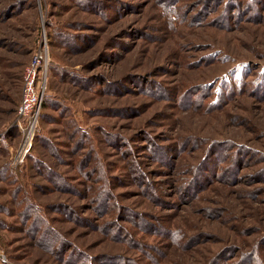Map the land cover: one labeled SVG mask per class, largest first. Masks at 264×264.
Wrapping results in <instances>:
<instances>
[{
	"label": "rangeland",
	"instance_id": "obj_1",
	"mask_svg": "<svg viewBox=\"0 0 264 264\" xmlns=\"http://www.w3.org/2000/svg\"><path fill=\"white\" fill-rule=\"evenodd\" d=\"M41 48L53 101L27 136L17 109ZM232 167V182L211 172ZM249 257L264 264V0H0V264Z\"/></svg>",
	"mask_w": 264,
	"mask_h": 264
},
{
	"label": "trees",
	"instance_id": "obj_2",
	"mask_svg": "<svg viewBox=\"0 0 264 264\" xmlns=\"http://www.w3.org/2000/svg\"><path fill=\"white\" fill-rule=\"evenodd\" d=\"M70 39H72L71 37H68V38H59V42L61 43H64V45L66 46V47H68L69 48V46L71 47H73V43L71 42V40ZM70 43V44H69ZM59 73V72H58ZM56 76H58V74H56ZM47 91H48V88H47ZM47 94H48V92L46 93V95H45V98H46V96H47ZM220 95H222V94H220ZM220 95H219V98H220ZM218 98V99H219ZM51 98L49 99L48 98V100H45L44 99V102H43V106H42V108L44 107V108H50V106H51ZM53 101V100H52ZM85 136V135H84ZM86 137V136H85ZM43 140V139H42ZM43 142H45V145H48V144H50L49 143V141L48 140H46L45 138H44V141ZM157 153H159L160 155H164V154H167V155H169L168 154V152H165V151H161L159 148H158V151H157ZM243 154H246L245 153V151H244V153ZM32 162V166H33V168L34 169H36V167H38L37 165H38V163H39V161L38 160H32L31 161ZM136 165L134 166V172H135V175H136V180L139 182V183H142V185H146V186H148V184H147V181H146V179H145V177L142 175V172H141V170L139 169L140 168V166L137 164V163H135ZM39 169H41V168H38V170ZM207 169V171H208V168H206ZM203 172H204V170H202ZM202 172V173H203ZM212 172V174H213V177L214 178H219L220 176H222V180L223 181H229V182H232V180L233 181H235V179L237 178L236 176L238 175L237 174V172H235L234 171V167H232V169L230 170V169H227L226 171H224V175H222L221 174V172H216V170L214 169V171H211ZM235 172V173H234ZM228 174H230V176H228ZM202 174H198V176H201ZM227 176H228V178L230 177L231 179L230 180H228L227 179ZM232 176V177H231ZM13 174L11 173L9 176H7L5 179H6V181L7 180H13ZM204 177V176H203ZM202 177V178H203ZM225 179H227V180H225ZM237 180V179H236ZM199 182H200V180L198 179V180H194V181H192V182H190V183H188V185L185 187V189H184V192H186L187 194H191V193H194V191L195 190H197V187H198V185H199ZM64 187L66 188V189H71V186H69L68 184H66V185H64ZM110 191L108 190V189H106V190H104V191H102L101 192V194H100V197L98 196V198L96 199V200H98V204L100 205V207H104V208H106V207H108V201H111V199H112V197L113 196H111L110 195ZM192 195H194V194H192ZM27 196H26V193H25V191H23V196L20 198V201H17V203L16 204H18L19 205V207H21L20 209L22 210L21 212H22V215H23V217L24 218H26V219H30L31 221H33V222H35V226L32 228L33 229V232H35L36 231V229H38L37 228V225H39V224H41V223H44L45 224V222L43 221V220H41L38 216H36V212L34 211V210H32L33 208L34 209H36V207L34 206V205H32L31 203H29L28 204V200H27V198H26ZM32 212H34V213H32ZM71 213V212H70ZM71 216H73L72 214H71ZM126 217H129V216H126ZM76 220H77V218H75ZM137 223H139V225H140V227H142V228H144V229H147V228H150L149 226H150V224L149 223H147L145 220H142V219H137ZM118 234H117V237L120 239V237H121V235H123L124 233H123V231H119V232H117ZM50 234L52 235V236H54V234L51 232V231H49V230H45L43 233H42V239L44 240V242H45V244H47V242H48V239H47V237H49L50 236ZM43 244V243H42ZM71 256H74V258L75 257H77L76 256V254L75 253H73V254H71ZM82 257H83V259L85 260V261H87L88 260V258L87 257H85V256H83L82 255ZM256 258V262L254 261V259L253 258ZM74 258H73V260H74ZM253 258L251 259V257H249L248 258V260H246V262H247V264H249V262L250 263H257V259H259V258H261V254H259L258 253V256H253ZM80 259H81V256H79V260L78 261H80ZM72 260V258H71V262H70V264H74L75 262ZM245 260H243L242 262H244ZM242 262H239V263H236V264H245V263H242ZM263 262V261H262ZM220 263V261H218V264ZM83 264H86V263H83ZM110 264H112V263H110ZM128 264H136V263H128ZM222 264V263H221Z\"/></svg>",
	"mask_w": 264,
	"mask_h": 264
},
{
	"label": "built area",
	"instance_id": "obj_3",
	"mask_svg": "<svg viewBox=\"0 0 264 264\" xmlns=\"http://www.w3.org/2000/svg\"><path fill=\"white\" fill-rule=\"evenodd\" d=\"M47 65L44 49L41 48L35 52L25 70L22 98L17 109V124L27 136L34 133L42 110L48 87Z\"/></svg>",
	"mask_w": 264,
	"mask_h": 264
}]
</instances>
